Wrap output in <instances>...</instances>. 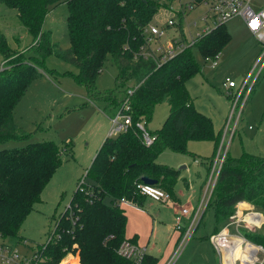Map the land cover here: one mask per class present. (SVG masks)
Returning <instances> with one entry per match:
<instances>
[{"label": "trees", "instance_id": "obj_1", "mask_svg": "<svg viewBox=\"0 0 264 264\" xmlns=\"http://www.w3.org/2000/svg\"><path fill=\"white\" fill-rule=\"evenodd\" d=\"M0 1L17 9L20 21L32 35L28 47L19 50L9 46L0 32L1 242L16 246L25 239L20 234L21 224L40 199L64 152L52 140L2 146L8 140H26L31 136L15 122L13 113L31 80L47 73L42 57L54 53L75 65L78 72L74 77L86 86L89 95L93 90L109 104L119 106L120 101L111 91L94 90L96 76L109 55L119 68L120 83L128 77L134 83L141 81L130 96L133 125L105 137L86 169L90 182L78 183L68 207L56 219L54 230L58 236L37 247L36 264H57L70 251L78 253L80 264H154L155 258L147 253L140 263H135L119 252L123 241H129L125 236L127 215L120 199L140 202L144 195L135 184L143 175L175 195L179 170L157 161L163 148L184 153L190 138L212 139L217 146L219 134L215 133L211 118L194 107L185 83L200 71L194 48L204 58H216L228 42L230 35L225 23L154 69L152 58L135 60L133 55L144 42L142 30L156 13L158 0ZM60 1H65L68 9L67 47L60 46L52 39L51 29L43 27L49 8ZM162 101L170 105L168 116L152 131L154 141L146 145L136 122L149 120L155 105ZM214 154L209 159V170ZM240 200L249 201L264 212V155L243 152L234 157L226 152L206 205L213 209V233L225 224ZM243 232L264 247V232Z\"/></svg>", "mask_w": 264, "mask_h": 264}, {"label": "rangeland", "instance_id": "obj_2", "mask_svg": "<svg viewBox=\"0 0 264 264\" xmlns=\"http://www.w3.org/2000/svg\"><path fill=\"white\" fill-rule=\"evenodd\" d=\"M252 4L254 7L264 8V0H253ZM202 11L203 7L197 6L187 12L183 20L187 32L194 31L195 26L192 25L194 19L201 22L199 14ZM67 14L66 2L60 1L49 8L43 22L44 28L51 29L52 39L62 47L69 46ZM170 14L164 8H159L151 20L160 25ZM224 26L230 39L215 58L216 66L211 68L212 59H205L194 48L200 71L185 83L194 107L211 118L214 131L219 134L217 146L212 139L190 138L186 144V152L180 153L165 147L157 157L158 162L179 170L173 192L180 194L182 201L189 200L193 205L201 195L204 196L209 159L215 152L220 150L223 153L226 149V152L234 157L241 156L243 152L264 155V71L256 81L238 122L237 130L228 145V139L222 136L231 107L223 80L225 76H230L236 82H241L258 52L257 39L246 28L242 18L228 20ZM168 30L170 34L176 35L174 26ZM0 32L4 33L9 46L15 49L25 50L32 41V35L20 21L17 9L1 1ZM164 39L165 37L162 38ZM42 60L47 73L31 80L13 113L15 122L29 131L31 136L26 140L11 139L2 144L11 147L25 144L29 140H52L59 148L64 149L58 166L40 193V199L34 203L21 224L20 234L25 239L16 247L20 253L27 255L47 241L48 233L54 229L58 216L68 207L78 183L90 182L86 168L92 162L104 136L107 135L110 118L120 106L115 103L109 104L93 90L90 96L86 86L74 77L78 68L70 62L54 53L46 54ZM1 64L0 54V67ZM118 72L117 64L109 55L106 56L103 67L96 76L94 90L111 91L121 101L126 88L132 87L134 80L128 77L120 83ZM169 110L168 102H158L151 118L146 120L147 128L151 131L157 130L168 116ZM249 124L252 125L250 129ZM164 207L171 210L168 206L164 205ZM161 210L167 218L166 222L162 223L167 229L171 222L174 223V218L168 217L167 210ZM213 215L212 207L206 208V213L197 228L193 230L186 243L180 246L182 237L180 239L179 233L175 232L168 241L165 239L172 232L171 229H167L164 237L159 235L155 241L158 247L155 252H160L158 253L160 256L165 251L164 257L168 259L177 248H180V254L174 264H220L216 258L219 252L215 246V249L213 248V243L209 240L215 224ZM242 224L246 229L245 223ZM234 227L231 223L228 231L233 232ZM249 231L264 232V226ZM232 237L224 246L226 251L230 244H233V239L239 238ZM241 247L245 255L241 256L242 262L240 260L239 264H258L253 255L250 256L255 261L245 258L247 255L243 242ZM66 258L62 261L64 262ZM62 261L60 263H63Z\"/></svg>", "mask_w": 264, "mask_h": 264}, {"label": "built area", "instance_id": "obj_3", "mask_svg": "<svg viewBox=\"0 0 264 264\" xmlns=\"http://www.w3.org/2000/svg\"><path fill=\"white\" fill-rule=\"evenodd\" d=\"M253 0H158L159 8H164L171 14L164 23L158 24L154 21H149L142 30L144 42L139 46L134 53L133 59L140 57L144 59L152 58L155 62L154 69L161 66L168 59L172 58L184 48L194 45L199 38L209 33L217 25L226 23L228 20L240 17L243 19L246 28L255 35L258 42V52L252 60L250 69L241 82H236L230 76H225L223 84L227 89V94L231 101L229 115L226 118L223 137L228 139V143L232 140L241 119L242 112L246 102L252 93V89L264 71V8L254 7ZM203 7V11L199 14L201 22L196 19L192 21L195 26L193 32H187L183 26V20L187 16V12L196 7ZM156 11V12H157ZM175 27L176 35L169 32L168 28ZM165 37L164 40L162 38ZM205 59H212L210 67L214 68L217 64L215 58L205 57ZM141 81L133 84L132 87H127L123 97L120 101V106L116 113L110 118V126L107 130V136H113L121 131L127 130L133 125V120L130 115V96L136 86ZM137 127L141 131V137L146 145L151 144L155 139V134L146 126V119H141L136 122ZM252 128V125L248 126ZM226 154V149L221 153L219 150L211 162V167L208 173V180L199 205L191 209L184 203L177 200L174 195L162 188L161 186L144 182L140 180L136 182L135 187L144 196L153 199L154 201L165 204L174 211V228L179 231L180 245L186 243L196 228L203 211L206 208L207 202L210 198L212 189L215 185L217 176L219 174L221 165ZM83 182V181H81ZM80 182V183H81ZM150 189V191H144ZM247 202L249 205L244 206L242 202ZM121 202H132L130 199L121 197ZM251 214L250 218L246 219L247 214ZM253 217V218H252ZM247 230H253L261 227L264 223V212L258 209L253 203L240 200L236 203L235 211L231 214L226 223L216 232L210 235L211 241L217 248L219 255L217 260L220 264H226L223 261V249L220 245V238H229L231 236H238L243 238V246L246 250V259L253 253L258 264L264 263V248L249 239L243 232V224ZM231 223L235 226L233 232H229L228 228ZM58 236L54 229L48 233V240ZM223 240L222 242H225ZM224 246V243H223ZM254 248V250H253ZM262 250L263 255L260 257L258 251ZM38 248H34L32 252L20 253L16 246L8 242L0 243V263L1 264H36L39 260ZM121 255L133 259L135 263H140L145 255V249L136 247L130 241H123L119 248ZM180 254V248H177L169 258L166 264H174ZM67 257V258H66ZM66 258L63 262L62 260ZM242 258L236 259V264ZM250 260V259H249ZM63 263H60V262ZM57 264H80L79 255L77 252H68Z\"/></svg>", "mask_w": 264, "mask_h": 264}, {"label": "crops", "instance_id": "obj_4", "mask_svg": "<svg viewBox=\"0 0 264 264\" xmlns=\"http://www.w3.org/2000/svg\"><path fill=\"white\" fill-rule=\"evenodd\" d=\"M258 49H259V47H258ZM253 89H254V87H253ZM253 89H252V91H253ZM228 115H229V113H228ZM106 136L107 135L104 136L103 140L105 139ZM103 140H102V142H103ZM205 187H206V182H205ZM174 194H175L174 197L177 200L184 203L186 206L190 207L191 209H193L194 207H197L199 205L202 197H203V195H201V197L197 200L195 205H193V204L189 203L190 202L189 200H186V202L182 201L180 194H178L177 192H175ZM242 203L249 205L245 201ZM120 204L123 207V209L127 215L125 236L136 247L144 248L145 253L154 257L155 258L154 264H166L171 256L168 257V259L165 258L166 257V256L164 257V255H166L165 251L160 256H158V253H160V252H158V253L155 252L156 250H158V247L156 246L155 241L159 238V235L161 237H164V234L167 231V229L172 230V232L170 234H168L167 237H165V239H167V241H168L169 237H171L172 235L175 234V232L179 233V231H177L174 228V223L172 224V222H171V224H169V227L167 229H165L164 225L162 224V223L166 222L167 218L165 217V214L163 213V211L161 209L167 210L168 211V217L173 216V218H174L173 209L169 210L166 207H164L165 204L154 201L153 199L146 197V196H143L142 199L140 200V202H121ZM173 230H175V231H173ZM212 233L213 232H211L210 235ZM210 235H209V240L211 241ZM154 238H156V239H154ZM212 246L215 249L214 244ZM159 251H161V249ZM257 253L260 257L263 255L262 250L258 251ZM253 255H256V253Z\"/></svg>", "mask_w": 264, "mask_h": 264}, {"label": "bare ground", "instance_id": "obj_5", "mask_svg": "<svg viewBox=\"0 0 264 264\" xmlns=\"http://www.w3.org/2000/svg\"><path fill=\"white\" fill-rule=\"evenodd\" d=\"M244 206H248L246 205L245 203H242ZM250 213L247 214L245 216L246 219L250 218ZM253 218V217H252ZM233 238L232 236L229 237V238H220L219 242H220V245H222V249H223V261L226 263V264H235V261L236 259L238 258H241L242 255H245L242 247H241V243L243 242V238L239 239V238H236V239H233V244L231 245L230 244V247L229 249L227 248L228 251H226V249L224 248V246H226L227 242ZM225 242H222L223 240H225ZM231 241V240H230ZM223 243H224V246H223ZM232 248V250H231ZM244 248V247H243ZM228 252V253H227ZM253 255V254H252ZM255 257V255H253ZM249 258H251V260H254L253 257L249 256ZM256 260V259H255ZM254 260V261H255Z\"/></svg>", "mask_w": 264, "mask_h": 264}, {"label": "water", "instance_id": "obj_6", "mask_svg": "<svg viewBox=\"0 0 264 264\" xmlns=\"http://www.w3.org/2000/svg\"><path fill=\"white\" fill-rule=\"evenodd\" d=\"M141 179H142L144 182H149V183H155V182H156L155 179L150 178V177H148L147 175H143V176L141 177Z\"/></svg>", "mask_w": 264, "mask_h": 264}, {"label": "clouds", "instance_id": "obj_7", "mask_svg": "<svg viewBox=\"0 0 264 264\" xmlns=\"http://www.w3.org/2000/svg\"><path fill=\"white\" fill-rule=\"evenodd\" d=\"M144 191H150V189H144Z\"/></svg>", "mask_w": 264, "mask_h": 264}]
</instances>
